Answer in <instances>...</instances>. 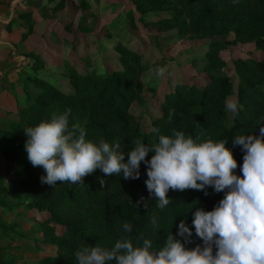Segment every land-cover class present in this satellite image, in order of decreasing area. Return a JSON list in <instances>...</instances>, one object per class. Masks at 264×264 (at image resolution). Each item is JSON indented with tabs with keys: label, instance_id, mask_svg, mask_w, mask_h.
<instances>
[{
	"label": "trees",
	"instance_id": "16d2710c",
	"mask_svg": "<svg viewBox=\"0 0 264 264\" xmlns=\"http://www.w3.org/2000/svg\"><path fill=\"white\" fill-rule=\"evenodd\" d=\"M66 0H48L49 6L59 9ZM134 9L142 17L150 11H164L165 16L151 21L160 29H177L184 36L211 38L231 35L225 41H212L207 45L205 71L207 79L202 86L179 83L167 93L161 103L160 115L153 119L151 131H145L139 118L132 111V104L141 101L144 93L154 92L147 85L144 75L149 69L143 63V55L129 46L118 43L119 67L105 73L97 71L82 74L70 62L65 63V76L71 89L64 90L51 82L49 75L41 76V59L28 61L34 77H27L22 88L25 103L17 110V119H0V152L5 160V174H0V208L3 214L23 206L29 210L46 213L36 221L34 229L41 233L45 244L53 245L55 255L42 258L38 264H77L75 252L82 246L111 248L121 236L151 238L154 246L163 244L166 234L176 235L183 220L192 231L191 243L186 247L202 245L192 225L193 213L202 208L211 211L223 198L212 187L205 190L168 192L170 204L159 209L158 201L151 197L145 181L147 166L142 162L138 179L124 180L122 174L105 176L100 169L84 178V184L57 182L50 186L41 183L46 175L42 167H33L27 158L24 128L35 126L52 114L71 109L70 122H79L89 140L101 138L111 143L117 140L127 154L134 142L154 143L159 128L162 135H171L172 130L183 131L186 136H199L201 140H227L232 149L240 173L244 152L233 144L239 135H259L257 122L264 118V56L248 57L234 62L238 76L237 88L234 79L221 71L227 62L221 52L231 44L253 41L264 53V0H131ZM32 11L19 12L21 17ZM14 18L6 25L11 30ZM14 22V23H13ZM16 24V23H15ZM29 33L31 29L28 30ZM27 31V32H28ZM27 56V54H24ZM34 89V91H32ZM236 97L241 106L231 122L226 105ZM169 109L174 115L169 120ZM153 153H149L148 159ZM105 180L103 188L99 179ZM207 192V195H205ZM144 197L146 208L141 203ZM0 214V242L14 240L22 233L17 223L7 221ZM158 227L153 229L152 217ZM132 225L131 233H125L123 223ZM37 239V238H35ZM142 242V241H141ZM0 258V264H5Z\"/></svg>",
	"mask_w": 264,
	"mask_h": 264
},
{
	"label": "clouds",
	"instance_id": "9594fccd",
	"mask_svg": "<svg viewBox=\"0 0 264 264\" xmlns=\"http://www.w3.org/2000/svg\"><path fill=\"white\" fill-rule=\"evenodd\" d=\"M165 71L162 67L154 70L158 77ZM226 107L237 113L241 106L229 101ZM71 115V109H66L24 128L27 158L46 173L41 176L42 184H84V178L97 169L105 176L122 174L124 180L138 179L143 162L147 166V190L161 210L171 202L170 190L212 187L216 193H224L213 210L198 208L193 213L192 225L202 245L186 247L193 234L181 220L176 235L167 233L160 246H154L151 238L139 237L134 243L124 235L111 248L80 247L75 252L77 264H264V118L257 122L261 125L259 135L233 138V144L244 152L241 174H236L238 163L232 149L226 147L227 140H201L176 129L170 136L162 135L154 128L157 142L137 140L125 154L118 140L110 144L102 138L98 142L87 139L85 127L70 122ZM173 115L174 109H169V120ZM150 152L153 155L148 159ZM99 182L103 188L105 180L100 178ZM141 203L146 208L144 197L135 205ZM151 224L153 229L158 227L155 216ZM122 227L131 233L130 223Z\"/></svg>",
	"mask_w": 264,
	"mask_h": 264
},
{
	"label": "rangeland",
	"instance_id": "374dc122",
	"mask_svg": "<svg viewBox=\"0 0 264 264\" xmlns=\"http://www.w3.org/2000/svg\"><path fill=\"white\" fill-rule=\"evenodd\" d=\"M37 2L26 16L21 17L20 11L15 13L18 24H14L11 31L7 28L6 33L11 35L8 41L0 35V119L18 118L17 110L25 103L22 88L27 77H34L28 61L43 60L45 66L39 68L41 76H51V82L67 91L71 85L64 72L66 61L82 74L105 73L119 67L115 46L123 43L139 51L143 63L149 66L144 79L154 92L144 93V98L134 102L131 108L143 129L149 132L153 119L161 113V103L167 93L179 83L199 86L205 83L207 45L231 38V35L186 37L177 29L164 31L151 21L165 16L166 12L150 11L142 17L131 0H66L59 9L51 8L48 0ZM8 9L0 8V33L5 24L1 20L10 18ZM263 56V51L257 49L253 41L231 44L221 52L227 65L219 71L232 77L237 88L235 60ZM161 67L166 71L158 77L154 70ZM229 101L237 99L232 97ZM234 114L229 111V122ZM4 163L0 152V174H5ZM2 212L0 208L1 215ZM2 216L16 222L22 233L12 241L0 242L3 263L38 264L42 258L56 254V247L45 244L41 233L34 229L36 221L43 220L46 213L21 206Z\"/></svg>",
	"mask_w": 264,
	"mask_h": 264
},
{
	"label": "crops",
	"instance_id": "0c3cea01",
	"mask_svg": "<svg viewBox=\"0 0 264 264\" xmlns=\"http://www.w3.org/2000/svg\"><path fill=\"white\" fill-rule=\"evenodd\" d=\"M37 1L34 2V0L33 1L32 0H27V2H28L27 3L26 0H0V8L3 7V8H7V9L9 8L10 9V10L8 9L9 10L8 12H9L10 18H8L6 20H4V19L1 20V21H4L5 22V24H3V27L4 28L2 29V32L0 33V35L3 37V39H5V40L8 41L7 38H9V36H11V35H8L6 33L7 32V28H8V27H6V25L9 24L15 18V13H17V11H20V12H22V11H32L31 9L34 8V7H36V6H34L33 3L37 4L38 3ZM15 23L18 24V22H15ZM14 24H12V27L15 28V25ZM12 27H11V29H12Z\"/></svg>",
	"mask_w": 264,
	"mask_h": 264
}]
</instances>
